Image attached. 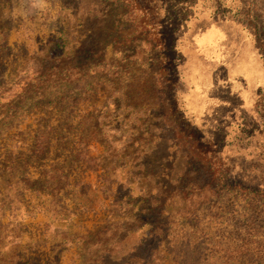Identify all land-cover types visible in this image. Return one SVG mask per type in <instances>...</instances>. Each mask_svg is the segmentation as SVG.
Instances as JSON below:
<instances>
[{
	"label": "rangeland",
	"instance_id": "obj_1",
	"mask_svg": "<svg viewBox=\"0 0 264 264\" xmlns=\"http://www.w3.org/2000/svg\"><path fill=\"white\" fill-rule=\"evenodd\" d=\"M262 89L264 0H0V264H264Z\"/></svg>",
	"mask_w": 264,
	"mask_h": 264
},
{
	"label": "trees",
	"instance_id": "obj_2",
	"mask_svg": "<svg viewBox=\"0 0 264 264\" xmlns=\"http://www.w3.org/2000/svg\"><path fill=\"white\" fill-rule=\"evenodd\" d=\"M45 69V68H43ZM46 70H42V69H38L35 73L36 77L35 80L33 81V83L27 82L24 84V88L22 89V91L24 90V100H26L28 98L29 94H33L34 98H38L39 102L40 100L43 101L46 98H53V99H57V102H60L59 100H61L63 94L65 92H67V87H65L63 84H58L55 88L52 87L53 82L50 81V77H46L45 72ZM53 74V73H51ZM50 74H48L47 76H49ZM53 75H56L55 72ZM58 75V74H57ZM55 91V92H54ZM94 91H90L89 93H92ZM83 94L85 92H82ZM81 93V94H82ZM260 96L258 97V99L255 101V106L260 107V111L264 112V89L261 90L260 92ZM33 98V99H34ZM78 96L76 94H73V96H70L69 99L71 100H75L77 99ZM262 99H263V103H262ZM96 125H98L96 123ZM84 140H82V143ZM43 144L41 141V144H39V151H42L43 149ZM202 159H209L205 153H202ZM221 172L226 173V169L221 170Z\"/></svg>",
	"mask_w": 264,
	"mask_h": 264
},
{
	"label": "clouds",
	"instance_id": "obj_3",
	"mask_svg": "<svg viewBox=\"0 0 264 264\" xmlns=\"http://www.w3.org/2000/svg\"><path fill=\"white\" fill-rule=\"evenodd\" d=\"M16 15L19 17H25V14L21 13L19 9H16Z\"/></svg>",
	"mask_w": 264,
	"mask_h": 264
},
{
	"label": "crops",
	"instance_id": "obj_4",
	"mask_svg": "<svg viewBox=\"0 0 264 264\" xmlns=\"http://www.w3.org/2000/svg\"><path fill=\"white\" fill-rule=\"evenodd\" d=\"M250 74L252 75V77H251V78H254V76H255V73L251 72ZM234 83H235V84H236V83H238V82H237V80H234Z\"/></svg>",
	"mask_w": 264,
	"mask_h": 264
}]
</instances>
